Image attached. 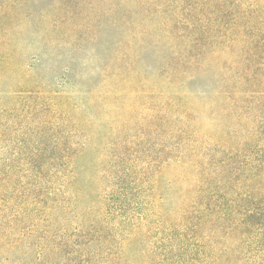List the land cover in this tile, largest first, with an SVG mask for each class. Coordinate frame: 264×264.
<instances>
[{
	"label": "trees",
	"instance_id": "obj_1",
	"mask_svg": "<svg viewBox=\"0 0 264 264\" xmlns=\"http://www.w3.org/2000/svg\"><path fill=\"white\" fill-rule=\"evenodd\" d=\"M194 2L136 63V127L53 80L56 140L0 156V264H264V0Z\"/></svg>",
	"mask_w": 264,
	"mask_h": 264
},
{
	"label": "rangeland",
	"instance_id": "obj_2",
	"mask_svg": "<svg viewBox=\"0 0 264 264\" xmlns=\"http://www.w3.org/2000/svg\"><path fill=\"white\" fill-rule=\"evenodd\" d=\"M194 1L0 0V156L33 147L44 157L43 144L57 137L47 95L61 74L63 97L89 128L116 129L126 122L119 116L136 127V63L150 71L167 58L164 32L192 16Z\"/></svg>",
	"mask_w": 264,
	"mask_h": 264
}]
</instances>
